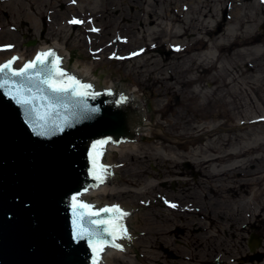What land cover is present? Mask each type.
I'll use <instances>...</instances> for the list:
<instances>
[{
	"label": "rangeland",
	"instance_id": "obj_1",
	"mask_svg": "<svg viewBox=\"0 0 264 264\" xmlns=\"http://www.w3.org/2000/svg\"><path fill=\"white\" fill-rule=\"evenodd\" d=\"M229 1L0 0V46L58 40L145 107L144 139L111 153L106 199L130 207L135 240L114 264H264V4L227 25ZM249 25L260 44L242 52Z\"/></svg>",
	"mask_w": 264,
	"mask_h": 264
},
{
	"label": "water",
	"instance_id": "obj_2",
	"mask_svg": "<svg viewBox=\"0 0 264 264\" xmlns=\"http://www.w3.org/2000/svg\"><path fill=\"white\" fill-rule=\"evenodd\" d=\"M48 52L54 54L47 58L48 67L52 68L58 57L59 69L66 74L65 79L70 77L59 53ZM4 63L0 59V65ZM17 63L18 57L12 65L14 70L26 64L17 67ZM14 79L19 82V78ZM87 85H91L86 89L89 95L68 93L53 100L57 107L48 118L47 136L34 131L35 113L26 114L25 106L0 88V264H93L94 253L87 238H74L71 198L86 188L97 187L98 181L90 172L93 143L110 140L124 144L144 139L139 137L138 124L147 118L137 98L123 97L117 88L97 91L96 83ZM44 94L51 95L46 88ZM58 126L63 131H58ZM104 149L105 145L102 152ZM102 156L100 163L110 166ZM90 205L93 211L118 206L128 213L122 224L131 245L135 244L132 222H124L133 215L124 210L125 205ZM122 239L115 242L121 245ZM250 241L252 249L261 243L254 235ZM106 247L114 248L110 244ZM127 248L122 245L120 249ZM103 254L99 264H103Z\"/></svg>",
	"mask_w": 264,
	"mask_h": 264
},
{
	"label": "snow or ice",
	"instance_id": "obj_3",
	"mask_svg": "<svg viewBox=\"0 0 264 264\" xmlns=\"http://www.w3.org/2000/svg\"><path fill=\"white\" fill-rule=\"evenodd\" d=\"M71 23H80V21L73 20ZM52 55H54L52 52L41 53L35 60L26 63L19 70L12 68L15 57L0 65V88L6 89L7 94L12 96L16 103L25 106L26 114L35 113L34 131L41 136L50 135L46 125L52 110L57 107L53 100L68 93L74 96H86L89 95L86 89L91 88V85L81 84L74 77L65 79L66 74L58 67V57L53 62V67H48L47 58ZM14 78H19V82ZM45 88L51 94L50 96L44 94ZM38 101L41 102L39 106ZM45 101L46 104L43 103ZM57 130L63 131V127L58 126ZM107 143V140H101L94 142L91 146L90 172L98 181L95 185L97 187L99 183L104 182L107 174V167L100 163L103 146ZM84 191L86 192L87 188ZM82 195L83 193H80L71 198L73 234L77 240L87 238L94 253L93 264H99L101 253L106 246L110 244L111 247L121 248V245L115 241L118 238L127 237V229L123 227L122 220L128 213L123 212L118 206L93 211L92 205L81 202L79 197ZM171 206L175 207V205ZM106 236L110 239H105Z\"/></svg>",
	"mask_w": 264,
	"mask_h": 264
},
{
	"label": "bare ground",
	"instance_id": "obj_4",
	"mask_svg": "<svg viewBox=\"0 0 264 264\" xmlns=\"http://www.w3.org/2000/svg\"><path fill=\"white\" fill-rule=\"evenodd\" d=\"M235 16H231L229 15V19L227 22V25L231 24L233 22V20H238L240 17L237 14L239 12L238 9H236L235 11ZM180 17H182V15H180ZM183 21V20H182ZM249 28H246L245 30V34L242 35V37H240L239 39L241 40L239 46L241 47V51L243 52L245 49H243V46H251L254 48H257L260 44L259 41H255V40H249L250 38H248L247 34H248V30L251 28V26H248ZM247 33V34H246ZM183 33H180V36L183 37ZM249 35V34H248ZM219 43L217 41H213V47L214 48H220V47H225L226 44L222 43L223 40H221V37H219ZM225 40V39H224ZM178 43H174L173 46H177ZM55 50L56 53H59V57H61L62 60V65L63 67L67 70L69 76L77 78L79 80H81V82H85L86 84H93L96 83L95 88L97 91H104V90H111L113 91L115 89L116 84H114L113 82H107L106 80H103L101 77V74H94L93 73V67L83 63L82 61L80 62L79 58H78V52L74 49V51H72V49H68L66 48L63 44H61L60 42H53V43H48L45 44L44 46H38L35 47V49L32 50L31 53H25V52H13V51H6V52H0V59L2 60V63L12 60L13 57H15L17 59L18 57V63H17V67L21 66L22 64L28 62V60H32V58L38 53V51L45 53L48 52L49 50ZM171 52H173L174 50L171 49ZM16 67V68H17ZM173 78V77H171ZM123 87V86H122ZM118 94L119 95H123V97H134V98H139L137 97V95L135 96V91L127 88V87H123L121 89L118 90ZM133 94V95H132ZM148 123H144V122H140L138 124V129H140V133L143 132L144 130H147ZM110 141V140H109ZM135 145L134 141L128 140L125 141L124 144L122 143H117L115 144L113 141L108 142L107 147L105 148L104 152L105 154L102 156V159L104 162L108 163L110 166H108V173L106 174V177L109 176H116L118 173L116 172L117 165L111 160V153L113 150L117 151V150H121L124 151L125 149H127L128 147H133ZM108 178V179H109ZM112 190V188L109 189V184L108 181L106 183L101 184L98 188H92L87 190L86 192H83V195L79 197V199L85 203H90L93 204L95 206H111L113 204H117V205H123V204H118L114 201L111 200H107L106 199V195L109 194V192ZM125 211H129L130 207L125 205L124 207ZM125 223H133V216L129 217V218H125L124 219ZM132 225V224H131ZM133 226V225H132ZM130 237H123L122 239V245H130ZM124 252V249H117V248H107L105 247L104 250V254H103V264H114L113 260L115 256H119L122 255V253Z\"/></svg>",
	"mask_w": 264,
	"mask_h": 264
},
{
	"label": "flooded vegetation",
	"instance_id": "obj_5",
	"mask_svg": "<svg viewBox=\"0 0 264 264\" xmlns=\"http://www.w3.org/2000/svg\"><path fill=\"white\" fill-rule=\"evenodd\" d=\"M250 1H252L253 2V0H246V3L247 2H250ZM244 2V0H232L231 2L229 1L228 3H227V10L225 11V15H227L228 14V10H230V8L231 9H233V10H236V9H238L239 10V8L241 9L242 8V6H241V4H244L243 3ZM264 4V0H260V4ZM47 18H46V21H50V22H52V20L54 19L53 18V16L50 14V13H47V16H46ZM80 18H81V15H79V16H77V15H72L71 16V18L70 19H73V20H80ZM29 21H22L21 22V26L22 27H29V30L30 31H33V28L32 27H30L29 26ZM77 23H75L74 25V27H77L78 25H76ZM16 27V26H15ZM17 28V27H16ZM18 29V28H17ZM18 30H21V29H18ZM25 35V37H26V34H24ZM45 35V30L43 29V28H41V30H40V36L42 37V38H44L43 36ZM54 42H60V41H58V40H56V41H54ZM11 45H13L14 46V44L12 43V42H9ZM53 43V42H52ZM61 44H63V45H65L64 43H62V42H60ZM26 44V46L28 45V46H33V45H37L38 44V39H31V40H29V41H27V43H25ZM39 46H42V45H39ZM44 46V45H43ZM36 47H38V46H36ZM170 255L172 256V257H174V253L173 252H171L170 253Z\"/></svg>",
	"mask_w": 264,
	"mask_h": 264
}]
</instances>
